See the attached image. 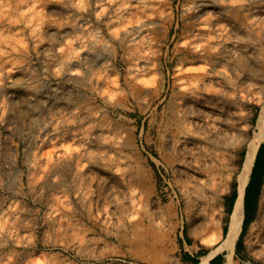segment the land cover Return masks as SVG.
<instances>
[{
  "label": "rangeland",
  "instance_id": "obj_1",
  "mask_svg": "<svg viewBox=\"0 0 264 264\" xmlns=\"http://www.w3.org/2000/svg\"><path fill=\"white\" fill-rule=\"evenodd\" d=\"M262 106L264 0H0V264L200 261Z\"/></svg>",
  "mask_w": 264,
  "mask_h": 264
},
{
  "label": "bare ground",
  "instance_id": "obj_2",
  "mask_svg": "<svg viewBox=\"0 0 264 264\" xmlns=\"http://www.w3.org/2000/svg\"><path fill=\"white\" fill-rule=\"evenodd\" d=\"M263 107V106H262ZM255 132L248 143L247 152L242 165L241 172L237 178V199L233 206L231 218L228 226V232L225 235L221 245L216 249L204 255L197 264H210L213 258L219 253L224 252L225 264H234L236 244L243 230L245 217V192L248 186L252 171L255 165L258 151L264 142V107L259 114ZM187 142H183V148L186 149Z\"/></svg>",
  "mask_w": 264,
  "mask_h": 264
},
{
  "label": "trees",
  "instance_id": "obj_3",
  "mask_svg": "<svg viewBox=\"0 0 264 264\" xmlns=\"http://www.w3.org/2000/svg\"><path fill=\"white\" fill-rule=\"evenodd\" d=\"M263 184H264V144H262V146L258 151L255 165L252 171L251 179L248 186L246 187L244 225H243L241 237L237 242V248L241 247L242 236L245 233L248 225L253 221L255 217V213L259 205V199ZM237 195H238L237 191H235L230 199L231 213L233 211V206L237 199ZM227 232H228V227H224V234L226 235ZM193 263L197 264L199 263V261L194 260ZM210 264H225V258L223 255H218L212 259Z\"/></svg>",
  "mask_w": 264,
  "mask_h": 264
},
{
  "label": "crops",
  "instance_id": "obj_4",
  "mask_svg": "<svg viewBox=\"0 0 264 264\" xmlns=\"http://www.w3.org/2000/svg\"><path fill=\"white\" fill-rule=\"evenodd\" d=\"M193 258H196V257L193 255ZM197 258H199V257H197Z\"/></svg>",
  "mask_w": 264,
  "mask_h": 264
}]
</instances>
